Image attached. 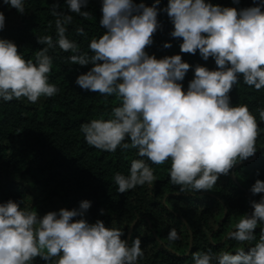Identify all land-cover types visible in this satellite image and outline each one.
Wrapping results in <instances>:
<instances>
[{
	"label": "clouds",
	"instance_id": "9594fccd",
	"mask_svg": "<svg viewBox=\"0 0 264 264\" xmlns=\"http://www.w3.org/2000/svg\"><path fill=\"white\" fill-rule=\"evenodd\" d=\"M3 3L20 13L26 11L25 0ZM65 3L67 13L58 11L53 3L57 38L37 37L44 47L35 61L26 60L14 41L0 38V100L26 97L35 103L41 96L57 94V85L47 75L53 62L48 49L57 44L64 51L71 50L73 63H91L75 83L105 96L115 94L121 103L109 118L81 125L85 140L108 151L132 147L141 157L131 161L128 175L115 173L120 193L155 180L143 157L155 164L171 158L172 183L180 185V191L190 186L198 192L211 189L220 174H228L237 161L256 152L257 119L246 104L231 103L229 92L241 76L245 84L264 88V0L239 9L211 0H167L161 9L157 7L160 0L150 6L142 0H101L99 23L106 31L90 40L91 55L81 52L65 35L66 25L73 19L70 12L90 15L82 10L88 0ZM158 11L171 19L170 35L182 37L181 52L199 50L204 60L211 56L217 65L214 69L195 65L186 89L180 81L190 65L179 53L157 58L145 51L160 26ZM4 25L5 15L0 11V29ZM77 31L83 33L84 29ZM170 46L168 41L163 44ZM260 117L264 120V109ZM250 191L264 193V180L256 179ZM250 203L251 214L241 215L228 233L230 238L256 239L254 229L264 224V195ZM90 204L82 199L78 207H62L39 216L13 199L0 203V264H31L36 256L45 261L58 257L55 264H137L143 255L141 239L129 243L120 228L105 226L100 219L90 223L84 218ZM260 231L259 240L247 250L195 252L193 264H264V227ZM177 238V230L170 229L169 239Z\"/></svg>",
	"mask_w": 264,
	"mask_h": 264
},
{
	"label": "trees",
	"instance_id": "16d2710c",
	"mask_svg": "<svg viewBox=\"0 0 264 264\" xmlns=\"http://www.w3.org/2000/svg\"><path fill=\"white\" fill-rule=\"evenodd\" d=\"M140 3L141 0H134ZM152 5L154 0H142ZM214 4L236 8L252 6L259 0H211ZM69 12L65 0H25V12L20 13L0 0V11L5 15V25L0 38L14 41L17 50L26 59L35 61L36 53L44 47L37 37L51 35L57 38L51 7ZM167 0H160L161 9ZM90 15L83 17L70 12L73 19L66 25L65 35L79 45L81 52L91 55L90 40L99 37L106 29L99 23L102 16L101 0H88L82 8ZM160 26L152 34V43L145 51L157 58L179 53L189 63L180 83L184 89L193 78L195 65L214 69V58L204 60L199 54L181 52L182 37L170 35L173 24L168 14L158 11ZM83 28L84 32L77 31ZM165 41L170 47H163ZM52 57L49 82L59 91L53 96H41L35 103L26 97L0 100V203L13 199L21 207L37 211L42 216L47 211L75 208L79 201L88 199L90 207L84 218L90 223L102 220L105 226L118 227L122 238L129 243L139 237L143 255L137 264H193V253L209 249L214 254L235 252L238 247L254 245L260 238L258 224L254 229L256 239L237 241L228 236L243 214H251L250 201H258L264 193L253 194L251 185L256 179L264 180V88L247 85L243 78L231 88V103L246 104L256 117L258 136L256 152L237 161L228 174H220L209 190L196 191L190 186L172 183L171 158L155 164L143 157L152 167L155 180L137 185L123 193L114 182L116 172L129 174L133 159H140L137 149L117 147L115 151L99 149L84 138L81 125L92 119H107L112 109L121 101L115 94H105L81 88L76 77L89 70L91 63L79 65L57 44L48 49ZM130 143V141H129ZM103 210V211H101ZM73 217L72 219H78ZM175 228L178 238L169 239L170 229ZM58 257L45 261L36 256L31 264H55Z\"/></svg>",
	"mask_w": 264,
	"mask_h": 264
}]
</instances>
